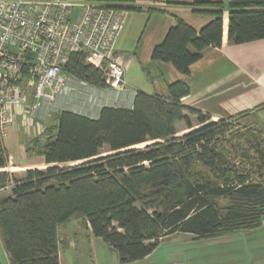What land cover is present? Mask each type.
I'll return each instance as SVG.
<instances>
[{
    "label": "trees",
    "instance_id": "1",
    "mask_svg": "<svg viewBox=\"0 0 264 264\" xmlns=\"http://www.w3.org/2000/svg\"><path fill=\"white\" fill-rule=\"evenodd\" d=\"M192 5H205L214 18L198 32L177 20L151 52V59L184 75L222 39L224 6ZM226 9L229 43L264 39V0H229ZM63 70L106 87L81 53H71ZM169 89L167 98L137 92L132 109L104 106L96 119L57 113L45 137L26 147L46 167L25 170L21 178L2 170L8 157L0 145V189L13 182L0 195V241L9 264H58L57 227L73 216L121 263L144 258L170 235L209 238L262 225L264 130L250 123V114L211 122L180 104L185 84ZM184 111L199 127L177 136L174 123L186 121Z\"/></svg>",
    "mask_w": 264,
    "mask_h": 264
},
{
    "label": "crops",
    "instance_id": "2",
    "mask_svg": "<svg viewBox=\"0 0 264 264\" xmlns=\"http://www.w3.org/2000/svg\"><path fill=\"white\" fill-rule=\"evenodd\" d=\"M212 2H220L224 6L219 47L206 49L201 58L190 65L186 75L178 72L168 62L151 59L153 48L163 41L169 28L177 20L196 32L211 21L214 17L205 12V5L192 4ZM228 2L229 0H114V4L131 10L126 11L125 24L115 45V53L123 67V88L116 91L107 85L99 88L89 83L83 87L72 81L68 84V95L57 98L51 110H41L33 119L23 114L31 103V97L28 96L26 103L16 108L6 135L0 139V145L8 157L7 166L2 170L12 173L16 178L17 174L20 175L25 170L46 167L43 157L27 152L26 147L33 139L42 140L45 137L43 131L56 123L54 116L57 113L68 111L96 119L104 106L132 109L137 92L167 98L170 96L169 86L176 82L185 84L188 89L180 98V104L207 114L211 122L238 117L241 119L243 114H250L249 117L255 119L253 114L260 112L258 108L264 105V39L242 44L228 42ZM183 116L186 121L178 120L174 123L176 134L187 133L199 127L195 115L184 111ZM246 118L248 117L244 119ZM187 123L192 126L190 129ZM9 191L10 189L5 190L0 195H8ZM82 221L73 216L57 227L58 264H197L192 263V258L188 256L194 246L208 250L207 255L213 257L207 258L206 264H264V247L259 248V244L264 245V241L239 243L237 252L233 253L235 257L226 258L230 253V247L226 246L229 243L220 239H225L230 233L209 238H197L186 233L170 235L161 240L150 254L131 263H121L117 253L107 245L115 255L101 260L94 251L97 238ZM261 228L264 225L253 230L239 231L252 232ZM82 229L86 230L85 235ZM179 239L186 241L178 242ZM253 249L258 252H253ZM217 254L220 257H215ZM0 258L2 264H9L1 241Z\"/></svg>",
    "mask_w": 264,
    "mask_h": 264
},
{
    "label": "built area",
    "instance_id": "3",
    "mask_svg": "<svg viewBox=\"0 0 264 264\" xmlns=\"http://www.w3.org/2000/svg\"><path fill=\"white\" fill-rule=\"evenodd\" d=\"M113 1L0 0V139L28 96L23 114L33 119L68 95L70 82L88 84L64 72L71 53L83 54L109 88H123L115 45L127 12ZM12 186L10 181L0 194Z\"/></svg>",
    "mask_w": 264,
    "mask_h": 264
},
{
    "label": "rangeland",
    "instance_id": "4",
    "mask_svg": "<svg viewBox=\"0 0 264 264\" xmlns=\"http://www.w3.org/2000/svg\"><path fill=\"white\" fill-rule=\"evenodd\" d=\"M121 3H126V2H121ZM132 3V2H131ZM142 7V6H140ZM142 8H148V7H142ZM127 12H131V10L126 9ZM255 116V119L251 116V119H249L250 123L256 126H260L262 130H264V112L260 111V112H256V114H253ZM234 125H237V122H232ZM236 129V127L234 128ZM193 130V129H192ZM185 134V133H183ZM177 136H180L182 134L177 133ZM229 137H231L230 134H228ZM152 142H147L145 143V145L147 144H151ZM144 144L139 145V146H135L134 148H142L143 146H145ZM109 153H102L100 156H104L107 155ZM73 165V164H70ZM23 175L22 174H17L16 178H21ZM5 194L1 195L4 196ZM263 222V221H262ZM82 233L83 235L86 234V230L82 229ZM96 245H95V252L98 254L99 259L103 260V259H109V257L112 256V254L115 255V253L109 249V247L107 246V244H105L101 239L97 238L96 239ZM185 239H179L178 242H185ZM220 241H225L227 243H229L228 251H230L229 254L226 255L227 257H235L233 255V253L237 252V247L239 243H245V242H253V241H257V242H263L264 241V228H261L259 230L256 231H252V232H233L232 234L230 233L225 239H220ZM255 243V242H254ZM253 243V244H254ZM240 246H245V245H240ZM264 245L263 244H259V248H263ZM258 248V249H259ZM189 249V248H188ZM241 250V249H238ZM227 251V252H228ZM242 251V250H241ZM260 251V250H259ZM208 250L205 249H201V248H197V247H193L191 251L188 252V256L190 258H192L191 262L192 263H197V264H206L208 262V260H206L207 258L212 259L213 257H209L207 255ZM253 252H258V250L253 249ZM264 252V251H263ZM261 254V253H260ZM224 255V253H223ZM215 257H220L218 254Z\"/></svg>",
    "mask_w": 264,
    "mask_h": 264
}]
</instances>
